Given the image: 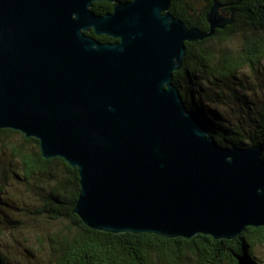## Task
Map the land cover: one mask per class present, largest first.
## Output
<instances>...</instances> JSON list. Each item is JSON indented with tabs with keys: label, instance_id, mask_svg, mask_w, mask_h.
Masks as SVG:
<instances>
[{
	"label": "water",
	"instance_id": "1",
	"mask_svg": "<svg viewBox=\"0 0 264 264\" xmlns=\"http://www.w3.org/2000/svg\"><path fill=\"white\" fill-rule=\"evenodd\" d=\"M0 0V130L78 169L74 213L108 233L233 240L264 227L262 147L227 148L173 83L186 43L235 21L218 0L208 32L172 0ZM111 37L103 43L87 34Z\"/></svg>",
	"mask_w": 264,
	"mask_h": 264
},
{
	"label": "trees",
	"instance_id": "2",
	"mask_svg": "<svg viewBox=\"0 0 264 264\" xmlns=\"http://www.w3.org/2000/svg\"><path fill=\"white\" fill-rule=\"evenodd\" d=\"M218 1L225 5L224 16L236 11L234 23L204 41L187 42L183 66L174 73L173 83L187 109L207 122L220 145L260 146L264 159V103L257 117L243 125L232 123L215 108L225 106L228 93L246 108L250 103L240 94L241 73L247 68L256 72L264 63V0ZM212 5V0H172L170 11L188 28L208 32ZM92 9L103 16L113 4L96 2ZM87 34L102 42L116 41ZM11 189L19 190L20 196L16 193L3 201ZM80 191L78 169L62 158L44 159L37 139L0 130V212H4L0 225L17 244L6 250L0 247V264H262L257 249L264 244V227L247 228L233 240L102 232L74 213Z\"/></svg>",
	"mask_w": 264,
	"mask_h": 264
},
{
	"label": "rangeland",
	"instance_id": "3",
	"mask_svg": "<svg viewBox=\"0 0 264 264\" xmlns=\"http://www.w3.org/2000/svg\"><path fill=\"white\" fill-rule=\"evenodd\" d=\"M239 39H235L234 42L238 43ZM241 84L243 88L240 89V94L242 93L245 95V97L250 101L249 105H247V108L241 105L238 101H235L233 96L229 93L226 95L227 97L224 98L225 106L220 108L215 105V108L223 112L226 119L234 124L239 125L248 124L251 118H256L257 113L264 103V63L257 67L256 72L249 68L243 70L241 73ZM18 192L20 191L11 189L9 193L4 195L3 201H10V195H16V193L19 195ZM19 203L21 204L20 201ZM15 205L18 206L17 204ZM1 207V209H4L3 205ZM9 211L11 213V210ZM3 213L4 212H0V220L4 219ZM13 216L19 217L20 215L18 213H13ZM1 226L2 225H0V231H2L0 232L1 250H6L9 245L10 247L11 245L16 246L17 244L14 242V239L11 238V234H9L8 231H4ZM42 229L44 228H41V230ZM13 249L14 248H12V250ZM257 256L261 260L262 264H264V244L258 247Z\"/></svg>",
	"mask_w": 264,
	"mask_h": 264
},
{
	"label": "flooded vegetation",
	"instance_id": "4",
	"mask_svg": "<svg viewBox=\"0 0 264 264\" xmlns=\"http://www.w3.org/2000/svg\"><path fill=\"white\" fill-rule=\"evenodd\" d=\"M130 1H132V0H129V1L117 0L115 3H111V4H113V9H112L111 12H113L115 5H117V4H119V3L130 2ZM104 2H106V1H104ZM109 3H110V2H109ZM111 12H109V13H111ZM107 14H108V13H107ZM101 42H102V41H101ZM115 42H117V40H116ZM115 42H111V43H115ZM103 43H107V42H103Z\"/></svg>",
	"mask_w": 264,
	"mask_h": 264
}]
</instances>
